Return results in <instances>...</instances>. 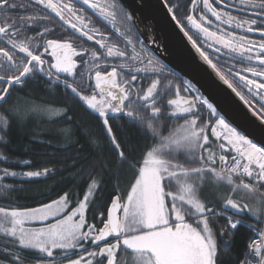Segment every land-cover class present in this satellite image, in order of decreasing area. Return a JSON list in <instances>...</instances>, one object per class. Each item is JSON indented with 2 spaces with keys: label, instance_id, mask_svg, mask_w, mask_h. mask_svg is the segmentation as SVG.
<instances>
[{
  "label": "snow or ice",
  "instance_id": "1",
  "mask_svg": "<svg viewBox=\"0 0 264 264\" xmlns=\"http://www.w3.org/2000/svg\"><path fill=\"white\" fill-rule=\"evenodd\" d=\"M33 6L46 12L18 18L11 14ZM84 6L102 23L111 21L115 27L117 14L122 13L125 23L134 24V17L111 0H26L21 4L0 0V104L7 102L13 88L22 89L38 75L62 86L101 121L118 164L131 169L134 182L126 200L114 196L93 223L88 222L87 213L99 190L95 178L74 207L69 193L38 207H0V233L9 238L0 244V253L11 256L12 264H24L25 250L38 254L37 264H122L118 259L122 252L133 253L135 264H217L219 218L226 221L220 228L223 237L231 236L242 223L235 216L248 214L259 220L264 215V194L257 197L255 206L234 198L238 192L255 195L264 187V140H256L249 131L264 133V0H239V4L235 0H190L183 16L178 15L180 4L165 0L167 13L213 78L242 101L246 111L241 115L248 128L231 120L191 80L176 85L174 98L165 101L173 82L163 75L166 69L159 59L137 51L135 44L144 41L134 39L130 28L123 32L115 28L125 43H107L108 37L94 26ZM54 18L79 34L78 39L94 41L99 49L77 51L71 42L46 38L54 28L47 22ZM33 29L39 31L26 35ZM255 33L258 40L249 37ZM149 42L157 44L153 36ZM45 53L53 62L44 58ZM75 56L82 57L80 69ZM10 111L19 108L13 106ZM124 119L153 141L139 155L135 147L125 149L112 127L113 121ZM171 119L182 123L164 135ZM8 124L0 114L4 131ZM0 163L12 160L0 153ZM16 163L27 165L29 161ZM50 171L18 173L5 167L0 168V180L47 176ZM209 176L216 185L231 189L221 198L222 207L200 196ZM10 187L0 186L2 190ZM188 218L196 221L195 227ZM50 219L55 223L24 227ZM259 240L250 242L241 264H264V230Z\"/></svg>",
  "mask_w": 264,
  "mask_h": 264
},
{
  "label": "trees",
  "instance_id": "2",
  "mask_svg": "<svg viewBox=\"0 0 264 264\" xmlns=\"http://www.w3.org/2000/svg\"><path fill=\"white\" fill-rule=\"evenodd\" d=\"M135 37L140 40L137 33ZM141 46L149 57H155L144 44ZM160 63L166 69L164 75L173 82L172 92L165 97L166 101L167 98H174L175 86L182 84L183 80ZM20 91L22 94L19 97H8L6 103L0 104V114L9 121L6 131L0 125V136L3 137L0 139V153L6 154L12 160V163H0V168L7 167L18 173L44 169L51 171L47 176H17L0 180V186H11L8 190L0 188V207H38L58 199L64 193L70 194L74 207L77 199L83 198L88 185L95 178L99 182V190L94 196L91 210L87 213L88 222L93 223L94 217H99L100 209L106 212V206L110 205L111 199L119 195V192L124 193L134 182L131 169L127 165L118 164L101 121L77 97L67 91L50 89L47 84L40 82L27 84ZM13 106H18L19 111H10ZM26 107L43 111L37 110L39 114H34L27 112ZM44 111L50 115L45 116ZM57 112L60 114L57 115ZM180 123L182 120H168L163 129L164 135ZM112 127L125 149L136 148V155L146 145L153 143L142 133L139 126H130L126 119L113 121ZM24 160L29 163H16ZM228 213L232 214L231 211ZM235 217L254 225H259L262 221L255 220L248 214ZM225 223L221 217L215 227L218 243L217 264H241L246 259L251 232L239 226L233 230L231 236L221 237L220 228ZM4 242L0 240V244ZM121 254L118 259L122 258ZM24 255L27 257L24 264H37L39 256L34 251L25 250ZM0 262L12 264V257L0 253Z\"/></svg>",
  "mask_w": 264,
  "mask_h": 264
},
{
  "label": "water",
  "instance_id": "3",
  "mask_svg": "<svg viewBox=\"0 0 264 264\" xmlns=\"http://www.w3.org/2000/svg\"><path fill=\"white\" fill-rule=\"evenodd\" d=\"M118 2L134 17V24L132 22L131 24L140 40L144 41L143 44L160 62L183 81L191 80L235 123L245 128L249 127L241 115L246 111L242 101L227 86L213 78L211 70L200 60L190 42L172 21L164 0H118ZM150 36L156 38L157 44L149 42ZM249 131L256 140H264V133L258 129Z\"/></svg>",
  "mask_w": 264,
  "mask_h": 264
},
{
  "label": "flooded vegetation",
  "instance_id": "4",
  "mask_svg": "<svg viewBox=\"0 0 264 264\" xmlns=\"http://www.w3.org/2000/svg\"><path fill=\"white\" fill-rule=\"evenodd\" d=\"M102 2H104V0H102ZM111 2L115 3L118 8H122L125 11V9L118 2V0H111ZM171 2L173 5L180 4L181 7H180V11H179L178 15H181V16H183V14L185 12H187L188 7L190 6V0H171ZM201 2H202V0H201ZM235 2L237 4H239V0H235ZM17 3L18 4L26 3V0H17ZM84 8H85L86 14L92 18L94 26L99 28V30L101 32H104L105 35L108 37V40L106 41L107 43H116L119 46H123V44L125 43L124 38L121 37L119 35V33L115 31V28H119L121 32H123L129 28L132 29L133 38L136 39V37H135L136 36L135 31L136 30L134 29L131 22L125 23L122 13L117 14V17L115 20V27H114L113 23L111 21L102 23L101 20L98 18V15L96 13H93L91 9L87 8V6H84ZM34 12L43 13V12H46V10H44L42 7H39V6H33L31 8H28L27 11L17 9L15 12H13L11 14L13 15L14 18H18L21 15H27V14L34 13ZM232 12H233V14H237V11L235 8L232 9ZM241 15H243V14H241ZM212 20L215 21V18L213 17ZM47 24L49 27L54 26V28H53L52 33H50L46 38H52V39H58L60 41L71 42L77 51H80L81 49H84V48H87L89 51H91L93 49V47H95L96 49H99V45H95L94 41H87L86 38H79L78 39L77 37L79 34L73 33V31L70 28H67V26L62 25V22H59L58 18H54L53 20L48 21ZM223 27H225V29L228 30L226 25ZM36 31H39V29H33L31 32H27L26 35H35ZM235 31L238 32L239 30H235ZM249 37L252 39H256V40H258L260 38L258 33L249 34ZM40 43H41V45H43V40H41ZM135 48L137 49V51H145V49L142 48L140 43H136ZM40 51H43V47H41ZM101 51H104V50H101ZM129 54H131V48H129ZM148 56H149V54H148ZM44 58L49 63L53 62L52 56L47 54V53L44 54ZM73 59L76 60L77 65H78V69H80L82 57L75 56V57H73ZM108 70H110V67L108 68ZM37 82L47 84L50 89H60L61 91H65L62 86H57L54 83H52L51 81H49L46 77L39 76V75L37 77H35L34 79L28 80L26 82V85L32 84V83H37ZM92 83L94 84V80L92 81ZM146 85H147V82H146L145 86ZM20 90H22V89L21 88H13L12 89V95H10L9 97H17V96L19 97L22 94V91H20ZM90 92H91V89H89V93ZM181 95H184V94H181Z\"/></svg>",
  "mask_w": 264,
  "mask_h": 264
},
{
  "label": "crops",
  "instance_id": "5",
  "mask_svg": "<svg viewBox=\"0 0 264 264\" xmlns=\"http://www.w3.org/2000/svg\"><path fill=\"white\" fill-rule=\"evenodd\" d=\"M172 190L176 191L175 185H173ZM230 190H231L230 187L227 186L226 184L216 185L215 183L212 182L211 176H209L208 182H206L203 185L202 190L200 191V196L205 201L210 202L211 204H218L222 207V199L221 198L226 197L228 195V193L230 192ZM128 191H130V187L128 188ZM126 194H127V192H126ZM246 194L247 193L238 192L234 195V198H242V200L244 202L246 197H247ZM51 220H54V219H51ZM187 222L191 223L194 227L196 226V221L194 219L188 218ZM7 226H9V225H7ZM8 239L9 238L4 237L3 234L0 233V240L6 241ZM29 251H33V250H29ZM132 254L133 253H131V252L125 253L124 255L126 257V261H125V263H122V264H135V258H132V257H134ZM130 258H131V262H130Z\"/></svg>",
  "mask_w": 264,
  "mask_h": 264
},
{
  "label": "rangeland",
  "instance_id": "6",
  "mask_svg": "<svg viewBox=\"0 0 264 264\" xmlns=\"http://www.w3.org/2000/svg\"><path fill=\"white\" fill-rule=\"evenodd\" d=\"M243 74H245V75H249V77H251L250 76V74H248V73H243ZM26 109H27V112H30V113H34V114H39V113H37V110H39V112L41 111H43V110H41V109H36V108H32V107H26ZM206 111V110H205ZM55 112V111H54ZM54 112H52V114H55ZM51 114V116H53ZM44 115L45 116H48V115H50V114H48V112L47 111H44ZM43 116V115H42ZM261 190H264V187H262V188H260ZM125 192H127L128 193V188H126V190L124 191V193H122V192H119V195L123 198V199H126V197H127V194H125ZM247 195V197H246V199H245V203H248L250 206H255L257 203H258V199H257V197H259V196H261V194L260 193H256L255 195H250V194H246ZM264 218V215H262V216H260L259 217V220H261V219H263ZM256 220V219H255ZM51 223H55V220H49V221H47V222H44V223H41V222H39V221H35V222H31V223H26L25 225H24V227L25 228H28V229H36V228H40V227H45L47 224H51ZM10 226V225H9ZM124 255V252H122V254H121V261H122V263H125V261H126V257H125V255ZM134 257H132V258H135V255L134 254H132ZM131 257V256H130ZM130 262H131V258H130ZM37 263V262H36ZM3 264H6V263H3Z\"/></svg>",
  "mask_w": 264,
  "mask_h": 264
},
{
  "label": "built area",
  "instance_id": "7",
  "mask_svg": "<svg viewBox=\"0 0 264 264\" xmlns=\"http://www.w3.org/2000/svg\"><path fill=\"white\" fill-rule=\"evenodd\" d=\"M234 219H236V218H234ZM246 224H249V223L242 221V223L239 226H243L251 232V238L248 242V252H249V244L253 239H256V242H260L259 237L261 235V230H264V222L259 227L253 225L252 229H249L248 227H246Z\"/></svg>",
  "mask_w": 264,
  "mask_h": 264
}]
</instances>
